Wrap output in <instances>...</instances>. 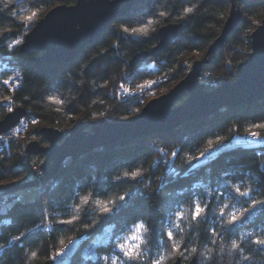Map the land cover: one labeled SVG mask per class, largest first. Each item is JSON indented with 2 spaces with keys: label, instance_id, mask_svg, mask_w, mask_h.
<instances>
[{
  "label": "trees",
  "instance_id": "obj_1",
  "mask_svg": "<svg viewBox=\"0 0 264 264\" xmlns=\"http://www.w3.org/2000/svg\"><path fill=\"white\" fill-rule=\"evenodd\" d=\"M134 1V8L126 16L113 21L108 30L86 47L75 61L48 65L37 64L42 53L22 54L20 49L12 53L7 51L5 45L14 43L27 31L26 24L13 17L11 12H17L18 16L31 11L48 12L60 5H74L76 0H15L14 5H9V8L4 7L8 0H0V9H3L0 11V35L4 34L5 29H12L7 34L10 39L0 40V65H7V70L0 75V103L6 97H12L14 108L22 107L26 110L27 116L22 121L26 125L29 121L38 119L42 124L64 129L63 127L76 125L78 119L88 121L93 114L106 110H109V120L124 121L134 114L135 109L141 107V103L135 97L123 99L119 94L120 85H134L153 76L181 81L186 69L190 67L188 59L197 53L205 55L209 46L220 35L231 6L230 0H227L224 7L220 6L221 0H207L199 14L191 19H183L175 0ZM192 2L198 3L200 0ZM242 5L244 21L227 40L224 46L226 51L211 57L210 63L205 67L210 73L226 76L230 80H236V65L247 60L246 51L251 52V43L242 40V34L253 23L264 21V0H244ZM160 11H167L170 15L160 17ZM154 13L157 14L154 16ZM145 18L158 21L149 37L115 31V27L121 24L137 26ZM168 24H181L182 28L167 51L160 57L148 58L132 68L131 60L142 52L153 50L159 42L158 30ZM116 43L120 46L116 47ZM229 51L234 53L231 59L227 56ZM15 72L21 75L22 87L12 92L2 81L10 79ZM49 95L59 96L65 101L64 105L49 101ZM24 97L29 99L25 100ZM184 102L182 100L178 105ZM57 108L62 110L57 111ZM7 114L6 107H0V120ZM262 119L264 100L224 108L214 115L186 122L167 134L119 142L94 150L63 167L58 176L40 193L33 188L10 194L6 204H0V208L5 210L0 221H11L10 224L0 223V244H7L10 237L19 235L21 231L26 235L16 243L12 251L0 253V261L3 264H24L26 258L21 250L28 252L39 248L40 256L35 264H44L55 251L63 247L59 244V239L63 238L65 244L71 239L80 240L69 260L71 264H81V258L86 254L110 255V244L115 242L114 239H109L113 231L117 236L126 235L133 223L143 219L151 229V243L145 252L153 258L158 251L167 249V230L172 225L179 224L183 231L175 227H172V231L179 238L186 239L189 248L198 246L201 250L212 248L218 251L221 241L228 245L238 234H243V255L253 257L251 264H264V252L257 254L256 246L249 243L257 236L264 235L261 231L264 229V216L259 213L243 220L242 224L235 225L231 233L224 232L218 238L213 237L217 241L215 244L209 239L213 229L221 232L219 209L224 204L234 205L235 208L247 206L239 203L245 198L236 195L230 185L235 183L243 186L242 177H259L264 171V145L251 149H222L208 159L193 161L191 166L185 159L188 155L198 156L207 147L206 140L212 138L213 133L231 138L239 129L240 135L244 136L245 129L250 124L259 123ZM35 133L40 135L39 130ZM1 137L4 139L0 141V184L12 179H22L30 171V167L20 161L23 142ZM158 148L165 149L166 158L165 153L159 152ZM180 148L184 151L173 159L168 150ZM252 149H255V155ZM141 167L145 172L142 182H138L139 178L133 180L123 175L126 171H135ZM226 173L231 177L227 181ZM93 176L95 179H90ZM257 185L258 180L252 184L254 188ZM129 189L132 193L127 201H118V204L124 203L125 206L111 216H103L94 211L96 205L93 203L86 206V211L81 213L82 223L74 228L47 222L69 218L73 214L72 209H66L65 205L72 204L76 193L91 194L95 199L106 201L124 195ZM195 200H199L202 206H209L206 216L199 222L191 219L190 201ZM48 202H52L55 208L49 207ZM230 210L233 209H225V212ZM181 211L184 213L183 217L177 219L174 213ZM57 212L59 215H56ZM42 219L46 222L43 225ZM92 220L96 221L95 225L85 229L83 225ZM249 232L255 235L249 237L246 235ZM250 248L251 252L248 251ZM193 258L200 264L199 257L182 260L189 262ZM238 260L239 256H226L224 260H218L217 264H237ZM83 264L97 262L85 260Z\"/></svg>",
  "mask_w": 264,
  "mask_h": 264
},
{
  "label": "water",
  "instance_id": "obj_2",
  "mask_svg": "<svg viewBox=\"0 0 264 264\" xmlns=\"http://www.w3.org/2000/svg\"><path fill=\"white\" fill-rule=\"evenodd\" d=\"M237 0V12L230 0V11L218 38L209 46L205 57L193 63L191 70L168 93L150 100L141 113L130 121L113 123L102 119L97 126L80 122L70 136L64 138V132L54 127H43L39 133L44 143H28V155L43 158L41 168L44 177L12 187L0 188V193L12 194L33 189L39 183L45 184L55 179L67 159L76 161L82 156L101 148H107L119 142L135 140L153 135L172 132L186 122L214 115L224 108L250 105L264 100V21L251 34V53L248 59L237 68L235 81H223L211 92L205 91L200 83L203 68L218 55L228 38L243 22L241 5ZM112 5H117L112 7ZM135 6L134 0H76L74 5H60L51 9L37 25L27 33L20 47L22 54L42 53L37 64L59 65L72 63L82 51L92 45L110 24L126 16ZM232 17L231 24L228 23ZM181 24H168L158 30L159 42L151 51L136 55L130 62L132 68L148 58H157L164 54L177 38ZM182 100L184 104L178 105ZM27 112L22 107L8 113L0 120V137L12 126L19 125ZM90 129L91 132L87 130ZM6 189V190H4ZM44 264H55L48 260ZM175 264H197L193 258L185 263L182 259Z\"/></svg>",
  "mask_w": 264,
  "mask_h": 264
},
{
  "label": "snow or ice",
  "instance_id": "obj_3",
  "mask_svg": "<svg viewBox=\"0 0 264 264\" xmlns=\"http://www.w3.org/2000/svg\"><path fill=\"white\" fill-rule=\"evenodd\" d=\"M207 2V0H200L198 3H193L192 0H175L176 6L178 11L181 13L183 19H191L195 17L197 14L200 13V9L203 7V4ZM15 0H8L5 3L4 7L9 8V5H14ZM227 3V0H221V7H224ZM234 5L233 12H237V0H232ZM181 5H183L181 7ZM117 5H112V7H116ZM3 11V9H0ZM157 13H154V16ZM13 17L18 18L24 24H26L29 28L35 23L37 12L31 11L27 14L17 15V12H11ZM160 17H168L170 13L167 11H160L158 12ZM222 18V17H221ZM232 17H229L228 23L231 24ZM158 21L156 19H147L145 18L143 23H138L137 26H131L130 24H121L118 27H115V31L121 34L127 35H135L139 37H149L151 33L154 31V26L157 24ZM12 29H5L4 34L0 35V40L10 39L7 35L11 32ZM23 44L22 39H16L14 43L5 45L7 51L12 53L14 50L18 49ZM119 43H116V47H119ZM108 49H104L107 51ZM199 53H197L198 55ZM10 63V61H9ZM187 66V65H185ZM7 70V65H0V75L4 74V71ZM20 77L17 75L16 77H12L10 79H5L2 81V84L5 86L8 85H15V88L12 90H18L22 87V84L19 82ZM158 81L147 80L144 83L136 85V91L140 93H144L149 89H152L154 85H156ZM220 81L217 80L213 87H218ZM120 88L123 89L124 93L127 96L134 95L131 88H124V85H120ZM154 95V93H149ZM25 100L29 99L28 97H24ZM47 99L56 105L63 106L65 101L61 99L57 95H49ZM14 102L12 97H6L5 101L0 103V107H6L8 113H12L15 111ZM61 108H57V111H61ZM136 112H139L140 109H135ZM21 125V127L12 126V130L19 134L22 129H25L27 125H25L22 121H17ZM31 124L34 126H38L40 122L38 120H31ZM256 129V130H253ZM4 137H0V141H3ZM36 139V136L33 135V140ZM235 142V143H234ZM254 144H264V119L261 120L259 123H252L245 129V135L241 136L239 133V129H237L231 138H226L222 135H216L213 133L212 138L206 140L207 147L204 148L203 151L199 152L198 156L188 155L185 159L188 162L189 166H191L193 161L199 160L204 158L206 155H209L213 152L221 151L222 149H228V145H242L244 147L250 148ZM231 147V148H232ZM161 153H165V158L167 157V153L165 152L164 148L157 149ZM173 159L178 158L181 153L184 151L183 148L178 150H168ZM253 155H255V149H252ZM264 162V160H262ZM255 163V161H253ZM34 175H39V173H34ZM126 178H131L133 180H138V182H142L145 176V172L141 168H137L135 171H126L123 174ZM178 175V174H177ZM120 179L119 176L116 177ZM90 179H95V177H90ZM226 181L231 179V177L226 173L225 174ZM243 186L240 184H231L230 188L235 192L236 195L243 197L242 201H239L242 205H247L246 207L235 208L234 205L224 204L223 207L219 209V216L221 217V232L212 230L211 237H209L210 242L215 244L217 241L216 239H212L213 237H220L224 232H229L234 229V226L238 223L242 224L243 220L248 219L250 216H253L256 213H259L261 216H264V198H258V196H264V171H262L259 177H242ZM258 180L257 187H253V182ZM6 190V189H4ZM2 191V190H0ZM132 190L129 189L124 195L118 196L116 199H108V200H101L95 199L91 194L81 195L80 193H76V198L73 200L72 204L65 205V208L72 209L71 215L67 219H59L57 220H50L47 221L48 223H58L68 226H73V228L82 223V216L81 213L86 211V206L89 204H95L96 208L93 209L94 211H98L103 216H111L120 208L125 206L124 203L119 202H126L128 196L131 195ZM19 199V197H17ZM49 207L55 208V205L52 202H48ZM192 205L191 211L192 216L191 219L199 222L203 220L207 214L208 205L204 204L201 205L199 200L190 201ZM233 209L225 212V209ZM187 211V210H185ZM67 214V212H66ZM183 211L176 212L174 215L177 219L183 217ZM5 215L4 208H0V216ZM56 215H59L57 212ZM171 219V217L169 218ZM253 222L254 221H250ZM3 224H10V220H3L0 221ZM46 223L43 219L41 220V225ZM96 221L92 220L89 221L88 224H84L83 227L85 229H89L95 225ZM41 225H37L40 227ZM172 227L177 228L179 231H183L179 224L172 225L166 232V238L168 243V247L165 251H158L155 257H151L147 255L145 249L148 247L151 240L149 239L151 234V229L146 225L143 219H140L138 222L133 223L128 228V234L117 236L113 231L112 235L109 237L110 240L114 239V243L110 244L112 249L110 255L105 256H97L94 253L91 256L87 254L85 257L81 258V264L85 260L91 261L95 260L97 264H175L176 260L180 259H188V257H199L200 264H217L218 260H224L226 256H239L240 260L237 261V264H251L253 257L251 255H243V241L242 235L238 234L236 239L230 241V244L224 245L223 242H220L219 250L212 248H207L201 250L198 246L196 247H188V243L186 239L179 238L176 233L172 231ZM264 233V229L261 230ZM25 233L23 231L20 232L19 235H15L9 238L7 244H0V253L5 251H12L16 243L20 242L22 239L25 238ZM247 236L251 237L255 235L254 233H247ZM250 244L256 246L257 254L259 252H264V235L257 236L255 240H250ZM59 244L62 245L58 251H55L54 255L50 256V260L53 262L59 261V264H71V261L68 258V253L72 252V249L76 247V240L71 239L68 240V243L65 244V240L63 238L59 239ZM225 248H227V252H225ZM22 254L25 256L26 261L24 264H35V262L39 259L40 250L39 248L31 249L28 252H23ZM90 251V250H89ZM249 252L252 249H248Z\"/></svg>",
  "mask_w": 264,
  "mask_h": 264
},
{
  "label": "rangeland",
  "instance_id": "obj_4",
  "mask_svg": "<svg viewBox=\"0 0 264 264\" xmlns=\"http://www.w3.org/2000/svg\"><path fill=\"white\" fill-rule=\"evenodd\" d=\"M243 5H241V10H242V7ZM49 12V11H48ZM47 11L45 12H42V13H37V17H36V21H35V23L29 28L27 25H26V33H25V35L24 36H22L20 39H22V41L24 42V37L27 35V33L28 32H30L36 25H37V23L41 20V19H43L44 17H45V15L48 13ZM242 14H243V21H244V13H243V10H242ZM262 24V22H255V23H253V25H251V27L249 26L248 28H246V30L247 31H244V33L242 34V40H244L245 42H249V43H251V39H250V36H251V34L256 30V28L259 26V25H261ZM240 27V26H239ZM249 28H251V29H249ZM246 38H247V40H246ZM229 39V38H228ZM226 44V43H225ZM225 46V45H224ZM21 47V46H20ZM20 47L18 48V49H20ZM226 51V48L224 49V47H223V49H222V51ZM251 51H252V49H251ZM251 53V52H250ZM248 51H246L245 52V54L246 55H248L249 56V54H250ZM227 56H228V58L229 59H231V58H233L234 57V53H233V51H229V52H227ZM247 56V57H248ZM205 57V55H196V56H194L193 58H190V59H188V62H189V68L188 69H186V71H185V76H184V78L186 77V75L189 73V71L191 70V67H192V65H193V63L195 62V61H197V60H202L203 58ZM248 59V58H247ZM210 61H211V59H210ZM240 64H242V63H239V64H237L236 65V69L238 68V66L240 65ZM208 66V65H207ZM206 67V66H205ZM205 67L203 68V71H202V74H201V77H200V83L201 84H204L205 85V91H208V92H211V91H213L214 89H216L217 87H213V84H215L216 82H217V80H219L220 81V84H219V86L221 85V83L223 82V81H228V82H232V81H235V80H230V79H228L226 76H216L215 74H213V73H210L209 72V70L208 69H205ZM236 80H237V78H238V70L236 71ZM17 75H19V77H20V83H21V75L18 73V72H15V74H13V76L12 77H16ZM11 77V78H12ZM183 78V79H184ZM147 80H153V81H158V83L156 84V85H154L153 86V88L152 89H149V90H147L146 92H144V93H140V92H138V91H136V85L137 84H141V83H144L145 81H147ZM147 80H145V81H142V82H140V83H137V84H134V85H131V84H129V83H127L125 86H124V88L125 89H127V88H131L132 89V91H133V93H134V95H132V96H127L125 93H124V91H123V89H120L119 90V94H120V96L124 99V98H131V97H135V98H138L139 100H140V103H141V107L139 108L140 109V111L139 112H134V114L131 116V117H128L126 120H124V121H118V122H125V121H130V120H132V119H134L135 117H137L140 113H141V111H142V109L144 108V106L150 101V100H152V99H155V98H158V97H160V96H162V95H165L166 93H168L176 84H178L180 81H175V80H173L171 77L170 78H166V77H164V76H161V77H156V76H153V77H150V78H148ZM9 87H10V90L13 92V88H15V85H8ZM218 86V87H219ZM149 93H154V95H151V94H149ZM185 103V102H184ZM109 112V110H106L105 112H102V113H95V114H93L92 115V117H90V119L88 120V121H81L80 119H78V120H76L77 122H76V125H70V126H67V127H63L64 129H65V131H70L71 133L73 132V130L80 124V122H84V123H89L91 126H97V125H99L100 123H101V121H102V119H104V120H108V121H110V122H113V123H117L116 121H111V120H109V116H108V113ZM26 118V117H25ZM24 118V119H25ZM38 120V119H37ZM30 123L29 124H27V127L25 128V129H23L24 131L22 132V133H20V134H15L16 136H15V139H19L20 141H22L23 142V144H25L26 142L27 143H30V142H33V141H37V142H39L43 147H45V146H47L48 144H46V143H43V140H42V138H41V136L39 135V136H37L36 135V133H35V131L36 130H41L43 127H51V126H48V125H45V124H42L40 121V124L38 125V126H34V125H32L31 124V121H29ZM26 125V124H25ZM54 128H56V129H60L61 131H64V129H61V128H58V127H54ZM88 132H91L90 131V129H88L87 130ZM33 135H35L36 136V139L35 140H33ZM235 143V142H234ZM261 145H264V144H254V145H252L251 147H257V146H261ZM233 145H228V147L229 148H231ZM234 147H244V146H242V145H235ZM234 147H232V148H234ZM26 148H27V146H26ZM219 152V151H218ZM218 152H213V153H211V154H209V155H206L204 158H202V159H199L198 161H202V160H205V159H208V158H210L211 156H213V155H216ZM23 155H28L27 154V152H26V149H25V151L24 150H22V152H21V157H23ZM29 156H31V155H29ZM33 157V156H32ZM34 158H35V156H34ZM37 158V160H35V159H31V161L30 160H28V161H30V162H27V165H30L31 166V163L32 164H34L35 162H39V163H42L43 162V158H39V157H36ZM20 161H24L22 158H20ZM25 163V162H24ZM32 180H37V179H35V175H34V173H33V170L32 169H30V171L27 173V175L26 176H24V178H22V179H12V180H9V181H7V182H4V183H1L0 184V188H5V187H12V186H16V185H19V184H22V183H27V182H29V181H32ZM24 191V190H23ZM23 191H19V192H17V193H22ZM1 195H4L5 193H0ZM12 194H14V193H12ZM6 195H10V194H6ZM79 244H80V240L79 239H76V247L75 248H73L72 249V252H69L68 253V258L67 259H69L71 256H72V254L74 253V251L78 248V246H79ZM185 262V261H184ZM185 263H187V261L185 262ZM55 264H59V261H56L55 262Z\"/></svg>",
  "mask_w": 264,
  "mask_h": 264
},
{
  "label": "built area",
  "instance_id": "obj_5",
  "mask_svg": "<svg viewBox=\"0 0 264 264\" xmlns=\"http://www.w3.org/2000/svg\"><path fill=\"white\" fill-rule=\"evenodd\" d=\"M16 127H21V125L19 124V125L16 126ZM23 131H24V130L22 129V130L19 132V134L22 133ZM63 132H64V138H66L67 136H70V135H71V132L68 131V130H67V131L64 130ZM15 134H16V133L11 129V130H9V131H8L5 135H3V136H5V137H9V138H15V136H16ZM43 143H44V142H43ZM27 145H28L27 142L23 145V150H24V151H25ZM21 158L24 160L23 162H25L26 164H27V162H30L31 159H35V160H37L36 157L34 158V156L32 157V156H29V155H23V157H21ZM28 160H30V161H28ZM71 162H72L71 159H67V160L64 162L63 167H66V166L70 165ZM28 167H30V169L33 170V173H39V175H35V179H37V180L40 182V179L44 177V171H43L42 168H41V163H39V162H38V163L35 162L34 164L31 163V166L28 165ZM51 181H53V180H51ZM49 182H50V181H49ZM49 182H47V183H45V184L39 183V185H38L37 187L34 188L35 191H36L37 193L42 192L43 190H45V188H46V186H47V184H48ZM8 196H9V195H6V194H4V195H1V194H0V204H2V205L6 204V202H7V200H8Z\"/></svg>",
  "mask_w": 264,
  "mask_h": 264
},
{
  "label": "clouds",
  "instance_id": "obj_6",
  "mask_svg": "<svg viewBox=\"0 0 264 264\" xmlns=\"http://www.w3.org/2000/svg\"><path fill=\"white\" fill-rule=\"evenodd\" d=\"M0 264H3V261H0Z\"/></svg>",
  "mask_w": 264,
  "mask_h": 264
},
{
  "label": "bare ground",
  "instance_id": "obj_7",
  "mask_svg": "<svg viewBox=\"0 0 264 264\" xmlns=\"http://www.w3.org/2000/svg\"><path fill=\"white\" fill-rule=\"evenodd\" d=\"M40 134V133H39Z\"/></svg>",
  "mask_w": 264,
  "mask_h": 264
}]
</instances>
